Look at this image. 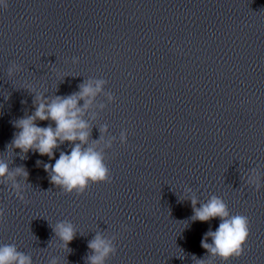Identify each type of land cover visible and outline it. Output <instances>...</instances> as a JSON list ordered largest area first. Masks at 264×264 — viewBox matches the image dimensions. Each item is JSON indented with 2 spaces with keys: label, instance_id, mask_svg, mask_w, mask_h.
I'll return each mask as SVG.
<instances>
[{
  "label": "clouds",
  "instance_id": "clouds-1",
  "mask_svg": "<svg viewBox=\"0 0 264 264\" xmlns=\"http://www.w3.org/2000/svg\"><path fill=\"white\" fill-rule=\"evenodd\" d=\"M0 5H3V8L8 7L5 0H0ZM103 83L104 81H96L95 87L91 83L82 84L78 93L67 97L58 96L50 102L45 97L37 96L33 114L15 122L18 131L12 145L24 153L35 150L41 156H48L51 160L55 158L54 150L61 144L68 142L73 145L70 153L62 151L54 164H44L45 172L50 174V182L68 194L76 192L77 195H81L88 189L90 183L111 182L110 171L104 163L103 155L93 147H83L87 145L90 133L86 130L88 124L81 115L97 93L102 90ZM79 100H84L82 107L78 104ZM37 120H50L55 127L51 124L40 127L36 123ZM121 142H126V136L123 133ZM16 171L27 178L28 173L25 170L18 168ZM7 172L8 166L0 162V177L5 176ZM256 187L259 190V184H256ZM190 203L195 220L207 222L219 218L221 221L216 231L209 230L201 241V246L206 252L218 256L223 262L244 254V246L250 234L248 217L239 214L230 215L227 205L216 196L211 197L200 207H196L197 201L194 198ZM3 217L4 211L0 209V219ZM124 230L127 231L126 226ZM53 231L64 242L65 248L75 237V230L70 223L60 222L56 224ZM208 237H211V244L207 242ZM88 248L93 253L88 257L89 264H103L109 254L116 252L111 243L102 239L99 234L89 242ZM0 264H32V258L18 251L14 244H7L0 246ZM200 264L203 262L201 261Z\"/></svg>",
  "mask_w": 264,
  "mask_h": 264
}]
</instances>
